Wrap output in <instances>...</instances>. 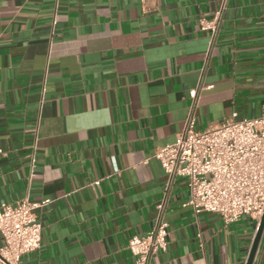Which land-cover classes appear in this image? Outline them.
Wrapping results in <instances>:
<instances>
[{"label": "crops", "instance_id": "obj_1", "mask_svg": "<svg viewBox=\"0 0 264 264\" xmlns=\"http://www.w3.org/2000/svg\"><path fill=\"white\" fill-rule=\"evenodd\" d=\"M200 84L197 129L263 113L264 0H0V204L48 201L20 264H136L129 239L153 229L165 187L154 153ZM187 197L180 178L151 264H247L260 221Z\"/></svg>", "mask_w": 264, "mask_h": 264}, {"label": "built area", "instance_id": "obj_2", "mask_svg": "<svg viewBox=\"0 0 264 264\" xmlns=\"http://www.w3.org/2000/svg\"><path fill=\"white\" fill-rule=\"evenodd\" d=\"M221 16L222 10L217 11L214 20L204 26L213 30L210 49L217 39ZM201 84L190 92L192 104L176 141L154 153L165 171V187L156 205L158 216L153 229L129 239L136 264H151L153 257L166 249L169 230L165 214L180 178L188 187L183 205H190L196 213H217L226 222L243 216L260 221L264 214V108L257 117L229 118L197 129V100L204 88ZM4 156L6 151L0 148V160ZM47 202L25 198L0 204V264H20L23 255L40 248L43 225L35 210Z\"/></svg>", "mask_w": 264, "mask_h": 264}, {"label": "water", "instance_id": "obj_3", "mask_svg": "<svg viewBox=\"0 0 264 264\" xmlns=\"http://www.w3.org/2000/svg\"><path fill=\"white\" fill-rule=\"evenodd\" d=\"M263 231H264V214L262 215V218L260 220V224H259L256 236L254 239V243H253L249 258L247 260V264H253L254 263L255 256H256L257 250L259 248V244L261 241Z\"/></svg>", "mask_w": 264, "mask_h": 264}]
</instances>
